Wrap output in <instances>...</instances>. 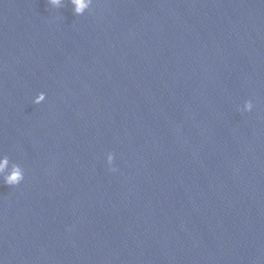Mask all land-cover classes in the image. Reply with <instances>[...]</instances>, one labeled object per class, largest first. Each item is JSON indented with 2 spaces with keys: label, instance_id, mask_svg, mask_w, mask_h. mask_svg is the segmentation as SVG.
<instances>
[{
  "label": "water",
  "instance_id": "1",
  "mask_svg": "<svg viewBox=\"0 0 264 264\" xmlns=\"http://www.w3.org/2000/svg\"><path fill=\"white\" fill-rule=\"evenodd\" d=\"M5 155L0 264H264V0H0Z\"/></svg>",
  "mask_w": 264,
  "mask_h": 264
},
{
  "label": "clouds",
  "instance_id": "2",
  "mask_svg": "<svg viewBox=\"0 0 264 264\" xmlns=\"http://www.w3.org/2000/svg\"><path fill=\"white\" fill-rule=\"evenodd\" d=\"M71 4L74 6V12L78 15L83 14L86 10L90 9L93 4V0H70ZM48 3L54 7H60L62 4V0H48ZM46 94L41 92L40 95L35 97L34 102H40L45 100ZM253 108V103L251 100H246L244 104V111H251ZM114 160L113 153L109 152L107 154V162L112 171H115L114 168H111ZM0 179H2V183L16 186L19 185L24 180V170L17 164H13L11 168H9V160L5 155L0 158Z\"/></svg>",
  "mask_w": 264,
  "mask_h": 264
}]
</instances>
